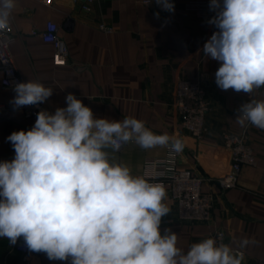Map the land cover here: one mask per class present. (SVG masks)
Returning a JSON list of instances; mask_svg holds the SVG:
<instances>
[{
  "label": "crops",
  "instance_id": "0c3cea01",
  "mask_svg": "<svg viewBox=\"0 0 264 264\" xmlns=\"http://www.w3.org/2000/svg\"><path fill=\"white\" fill-rule=\"evenodd\" d=\"M143 1L52 0L46 5L42 0H15L8 18L15 65L25 82L38 81L53 89L42 110L54 113L57 107H66L65 97L72 93L97 117H134L156 134L181 140L180 167L206 179L204 191L215 195L213 214L206 223L183 221L166 192L170 211L162 218L161 231L176 233L177 246L184 252L222 231L226 244L244 253L242 264H264V130L251 126L249 141L256 165L242 167L238 186L222 192L216 183L230 166L225 139L244 126L236 119L240 107L250 100L264 101V87L251 94L217 87L215 72L220 65L202 51L211 33L208 20L215 13L208 7L209 18L201 19L187 8L194 1L209 5L210 0H172L173 12L163 10L156 0L150 5ZM48 22L57 25L68 46L67 66L53 64V47L42 40ZM101 25L112 31H103ZM183 80L201 83L210 105L201 140L191 137L180 123L175 101L177 84ZM2 82L0 69V103L7 108L0 113V162L15 156L7 146V133L27 131L36 120L14 108L11 101L16 94ZM166 147L143 149L133 140L118 152L108 151L110 160L126 164L134 176H140L146 160L164 156ZM14 245L0 237V264L18 262ZM33 264L70 261L49 260L36 252Z\"/></svg>",
  "mask_w": 264,
  "mask_h": 264
},
{
  "label": "clouds",
  "instance_id": "9594fccd",
  "mask_svg": "<svg viewBox=\"0 0 264 264\" xmlns=\"http://www.w3.org/2000/svg\"><path fill=\"white\" fill-rule=\"evenodd\" d=\"M156 3L174 11L172 0ZM14 7L15 0H0V30ZM209 9L215 15L208 23L217 30L202 51L220 65L217 87L247 94L264 87V0H210ZM14 91L16 109L53 94L30 80ZM65 101L54 113L38 111L29 130L7 137L15 156L0 162V237L10 244L22 238L29 251L70 264H242V254L216 238L187 252L178 247L177 234L160 227L170 211L165 188L134 176L108 151L134 140L143 149L170 146L179 153L181 140L134 117H97L72 93ZM239 112L242 126L264 130V101L250 100Z\"/></svg>",
  "mask_w": 264,
  "mask_h": 264
},
{
  "label": "built area",
  "instance_id": "2783aa9c",
  "mask_svg": "<svg viewBox=\"0 0 264 264\" xmlns=\"http://www.w3.org/2000/svg\"><path fill=\"white\" fill-rule=\"evenodd\" d=\"M42 2L46 5L52 4V0H42ZM143 4L150 5L151 1L145 0ZM208 7V3L204 1H194L189 3L187 8L195 12L201 19H208ZM83 8L88 9L86 5ZM100 28L106 32L112 31L104 25H101ZM216 30L211 25L210 36ZM58 31L55 23L48 22L44 32L41 33V37L44 43L53 47V64L55 66H67L69 65V49L59 37ZM12 33L9 22L5 29L0 30V69L3 73L2 87L15 93V85L25 81L20 75L10 52ZM175 105L183 130L196 140L203 139L207 132L206 116L210 112V105L202 84L180 81L177 84ZM6 109V106L0 103V113ZM42 109V104L21 107L24 115L28 118L36 117L37 112ZM251 126L250 123L245 122L239 134L229 135L225 139V147L230 153V166L223 176L216 179V183L222 192L238 186L239 175L243 166L256 165L254 151L249 141ZM11 133H7L6 143L8 148L14 151L11 143L7 140ZM179 157L180 152L176 153L171 150L170 146H167L164 156L146 160L144 171L140 176L150 183L159 184L165 188L166 192L170 194L171 200L178 205L180 218L183 221L191 223L209 222L213 214L215 195L212 192L204 191L203 187L206 182L204 177L180 167ZM214 238L218 239V242L226 244L224 232L217 231ZM14 248L20 256L16 264H33L36 252L29 251L22 238L16 242ZM234 252L244 256L241 250H234Z\"/></svg>",
  "mask_w": 264,
  "mask_h": 264
}]
</instances>
